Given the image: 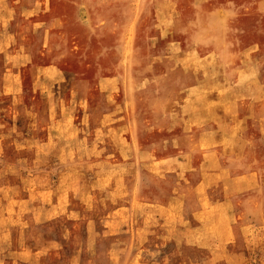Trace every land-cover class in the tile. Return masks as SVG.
<instances>
[{"label": "rangeland", "instance_id": "374dc122", "mask_svg": "<svg viewBox=\"0 0 264 264\" xmlns=\"http://www.w3.org/2000/svg\"><path fill=\"white\" fill-rule=\"evenodd\" d=\"M0 264H264V0H0Z\"/></svg>", "mask_w": 264, "mask_h": 264}, {"label": "bare ground", "instance_id": "6f19581e", "mask_svg": "<svg viewBox=\"0 0 264 264\" xmlns=\"http://www.w3.org/2000/svg\"><path fill=\"white\" fill-rule=\"evenodd\" d=\"M144 111V110H143Z\"/></svg>", "mask_w": 264, "mask_h": 264}]
</instances>
